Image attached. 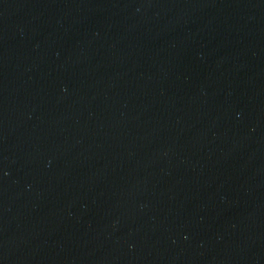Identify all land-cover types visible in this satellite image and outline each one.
I'll use <instances>...</instances> for the list:
<instances>
[{
  "label": "water",
  "instance_id": "1",
  "mask_svg": "<svg viewBox=\"0 0 264 264\" xmlns=\"http://www.w3.org/2000/svg\"><path fill=\"white\" fill-rule=\"evenodd\" d=\"M260 240L264 0H0V264Z\"/></svg>",
  "mask_w": 264,
  "mask_h": 264
}]
</instances>
